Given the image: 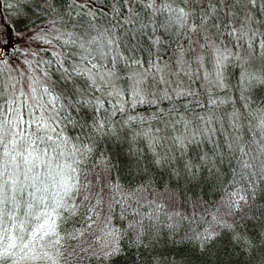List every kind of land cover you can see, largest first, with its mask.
<instances>
[{
	"label": "snow or ice",
	"instance_id": "6c2138e0",
	"mask_svg": "<svg viewBox=\"0 0 264 264\" xmlns=\"http://www.w3.org/2000/svg\"><path fill=\"white\" fill-rule=\"evenodd\" d=\"M0 5V264H264V0Z\"/></svg>",
	"mask_w": 264,
	"mask_h": 264
},
{
	"label": "trees",
	"instance_id": "16d2710c",
	"mask_svg": "<svg viewBox=\"0 0 264 264\" xmlns=\"http://www.w3.org/2000/svg\"><path fill=\"white\" fill-rule=\"evenodd\" d=\"M1 6V11L4 12L6 16H10L12 10L3 9ZM15 19L14 16L11 17ZM21 30H23V25H19ZM12 38H16L13 36ZM18 47L24 49V44L19 42ZM42 55H46L42 53ZM218 193H210L206 200L208 203L205 207L208 209L209 212L215 211V201L217 199ZM199 218V216H198ZM210 218V217H209ZM187 226V225H185ZM201 226H205L203 221H201ZM192 227H196V225H192ZM249 257L246 255H241L240 251L235 248L232 244L227 242H222L217 244L215 248L212 249L209 255L201 256L199 253H196L194 256L191 257V264H247Z\"/></svg>",
	"mask_w": 264,
	"mask_h": 264
},
{
	"label": "rangeland",
	"instance_id": "374dc122",
	"mask_svg": "<svg viewBox=\"0 0 264 264\" xmlns=\"http://www.w3.org/2000/svg\"><path fill=\"white\" fill-rule=\"evenodd\" d=\"M0 11H1V6H0ZM12 39L15 40L16 38H12ZM20 42H22L24 44V46H25L24 49H27V46L29 43L32 44V47H36L34 42H29L26 39H22V40H20ZM4 59H7L9 64L16 65V64H20L21 61L24 59V57L21 56L19 52L13 53V52H11V50H9V54L5 55Z\"/></svg>",
	"mask_w": 264,
	"mask_h": 264
}]
</instances>
